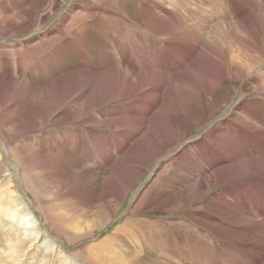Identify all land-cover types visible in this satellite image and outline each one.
Here are the masks:
<instances>
[{"label": "bare ground", "instance_id": "bare-ground-1", "mask_svg": "<svg viewBox=\"0 0 264 264\" xmlns=\"http://www.w3.org/2000/svg\"><path fill=\"white\" fill-rule=\"evenodd\" d=\"M47 1L0 0V37H14L32 27L40 32L56 9L47 10ZM109 1L116 0L89 2L95 6L92 9L105 5L103 12L71 8L54 28L26 44L0 45V114L4 113L0 133L4 143L18 153L8 149L19 180L36 199L38 211L47 208L42 195L58 188V194L82 213L78 219L95 214V202L103 221L112 214L109 223L154 163L170 156L173 151L166 152L179 141L183 144L192 130L205 129L199 144L187 146L160 164L157 182L136 195L126 219L78 257L87 264H176L179 260L264 264V75L256 66L261 57L255 43L245 41L235 30L243 29L244 21L236 18L231 38L224 35L223 40L221 35L232 24L224 22L226 26L218 24L204 31L205 26L193 20L191 0H137L138 11L129 14L147 22L143 31L139 23L118 14ZM223 4L220 0L214 10H224ZM245 18L254 22L264 18V5ZM124 37L131 42H124ZM35 41L34 47H26ZM54 41L57 47L53 48ZM91 46L94 50L89 51ZM195 53L199 58L194 59ZM205 57H209L207 62ZM94 61L101 73L93 74ZM244 66L254 69L249 73L254 86L249 82L245 86L262 95L242 106L238 102L226 121L216 125L210 121L205 127L206 116L210 114L213 121L218 113L212 107L230 74L235 84L247 77ZM112 69L121 76H115ZM89 73L91 82L77 85L79 76ZM243 94L240 91V98ZM6 130L17 133L13 140ZM243 160L252 169L245 174L241 173ZM3 161L0 149V190L5 187L0 202V264H20L30 250L37 254L40 249L43 253L35 264H75L77 255L67 254L54 241L49 244L52 240L32 211V200L19 193ZM163 177L167 178L163 193L169 199L178 194L188 195L189 201L207 197L194 209L196 213L209 210L208 220L191 213L194 222H201L198 232L187 220H178L176 231L158 243L160 256L155 260L136 261L128 255L113 262L118 256L112 258L109 252L129 246L134 238L138 246L155 245L154 236L167 230L153 221L132 218L143 202L155 205L151 192ZM66 225L53 228L75 242L89 235L72 234L68 229L81 227L79 223ZM83 230L88 232L87 227ZM209 232L216 235L212 241Z\"/></svg>", "mask_w": 264, "mask_h": 264}, {"label": "rangeland", "instance_id": "rangeland-1", "mask_svg": "<svg viewBox=\"0 0 264 264\" xmlns=\"http://www.w3.org/2000/svg\"><path fill=\"white\" fill-rule=\"evenodd\" d=\"M92 0H68L67 2L63 3V0H50L45 3V7L47 10H50L51 8H56L54 14L50 17V19L43 25V28H41L40 32L35 31V27H32L31 29H28L25 31V33L19 34L14 37L10 38H4L0 37V45H17V44H26L28 43L32 38H35V36L41 34H44L45 32L49 31L54 28L57 22L60 21V19L65 15L68 14L75 6L80 7V9H85L90 13H97L103 12L102 8H105V5H100V8L92 9V7H95L94 4H90ZM192 4L190 6V11L193 10L195 16H193V20L197 21L199 24H202V26H205L206 32H209L210 29L218 24L224 25V22H229L232 24V29H227L226 32L224 30V34L221 35L224 40V35H226V38H231L230 32L233 30L236 22V18H238L240 21H244V28L238 31V29L235 28L236 32L238 35L243 36L245 41L249 39L252 43H255V51L260 55V63L257 66V69L260 70L259 74L264 75V18L258 20V22H254L252 20L246 19L245 17L248 14L254 13L257 9V6L259 4L264 5V0H221V3H224V10L220 11V7H217L218 11H215L214 9V4L219 2L220 0H191ZM137 0H116L113 4L111 1H109L107 4L111 5L112 8L116 9L117 13L120 14H125L129 17V19L134 22V23H139V27L143 30L146 31V26L147 22L143 21L141 19L135 20L131 14H135V12L138 11V7L136 8ZM136 9H135V8ZM98 10V11H96ZM195 10V11H194ZM81 11V10H80ZM135 11V12H134ZM131 13V14H129ZM204 15V16H203ZM197 16V17H196ZM237 16V17H236ZM226 18L227 20H223V18ZM118 21H121V18L117 17ZM196 18V19H195ZM90 21H94L92 18H90ZM202 21V22H201ZM205 23V25H204ZM44 24V23H43ZM96 25L102 26V22H96ZM212 26V27H211ZM226 26V24H225ZM126 26H123L125 28ZM207 27V28H206ZM60 33V32H58ZM213 38V37H212ZM124 42H127V40L130 41L129 37H124ZM188 40H185L183 43H188ZM196 43V40L194 41ZM37 41L34 43H31V45L26 46V47H34ZM53 48L57 47V43L54 41L52 42ZM225 46L229 44L228 41L224 42ZM125 45L123 48L125 49ZM223 46V43H222ZM94 50V46H91L89 51ZM130 51V50H129ZM0 52H3V49L0 48ZM257 55V56H258ZM199 58V55L195 53L194 59ZM205 62L209 60V57H205ZM182 61H185L184 58ZM92 65V72L94 73H101L100 68L96 65L97 63H93ZM177 66V64H176ZM246 72H247V77L243 78V81L241 83H234V76L230 74V78L228 82L225 85V90L219 91V94L217 95V98L213 104L212 107V112L213 111H218V113L214 116L213 121L210 119V114L209 116H206L205 120V127H209L211 124L210 121L212 122V125H216L218 123H222L226 121V118L234 111L236 108V104L238 103L240 106H242L243 102H245L248 99L258 97L262 95L261 93L259 94L257 90L251 89L249 87H246L245 84L249 82L250 85L254 86V83L251 82V78L249 76V73L254 71V69H250L246 66H244ZM6 72H8L9 68H6ZM161 69H166V66L161 67ZM112 71L115 76H121L117 70H110ZM45 75H48L47 72L44 73ZM87 77H82L79 76L80 81L77 85H82V84H87L91 82L92 74L89 73ZM233 87H237L238 90L235 92ZM146 90V88H145ZM13 91V89H12ZM240 91H244L243 96H239ZM234 93V95H233ZM7 95H5L6 97ZM232 96V98L230 97ZM4 97V98H5ZM3 111L0 114L2 117L0 121L3 119ZM1 123V122H0ZM216 123V124H215ZM8 136L10 138L17 135L15 131L8 132L6 130ZM206 130H202L199 128L192 130L191 133L186 137L183 142V144H179L177 142L175 146L168 152L170 153L173 151V153L170 156L163 157L162 160L159 161V163H154L150 169L145 173L144 177L140 182L137 183L135 189L130 192V195L126 198L125 203L122 207H120L117 210L116 215L110 219V222L108 223L109 217H111V213H108L107 217L105 218V221L102 220L101 218V213L100 211L97 212L95 211L94 207L96 206V203L94 202L92 204L93 206V211L95 214H91L90 212H87L91 215L87 216L86 218H81L78 219L77 217L80 216L82 213L78 212L74 208V203L68 202V199L62 198L58 194V188H54L50 190L48 193H44L42 196L46 200L47 208L46 211H38L39 205L36 201V199L32 196H30L28 189H26L25 185L23 184L22 180H19V176L17 173V167L15 164L12 163L11 157H9L8 149L11 151L12 154L18 155V153L15 152V147L8 146L4 142L6 139L4 138V135L0 133V149L2 151V157L4 158L3 163L5 164L7 168V173L11 174V177H14L17 189L19 190V193L23 195L26 199H31L32 200V211L36 212L35 214L39 218V223L42 225V230L45 232V234L48 236L49 240H52L49 242V244H53L52 242L54 241L55 243H58L60 245V248L67 254L69 253L70 255L74 256L77 255V261L75 264H87L86 261L84 260L83 257H78V253L82 250V253L85 254L88 247L92 245V243H98L106 237L110 235L112 231H114L117 226H119L129 215L131 212L133 203L135 202L136 195L138 197L148 190L150 186H153L157 180L158 176H156V172L159 170V166L161 163H164L165 161L172 159L173 156L176 157V154L184 150L189 145H192L193 143H198L201 142L202 136ZM178 146V147H177ZM10 153V155H11ZM264 153V152H263ZM22 163V162H21ZM252 170L246 163V160L242 161L241 164V173L245 174L246 172H249ZM222 174L227 177L228 172L224 171ZM165 179L167 180L166 177H163L162 182H160L155 188L153 187L154 190H152V200L155 201V205H152L150 200L146 202H143L142 205L139 207V212L137 214H134L132 218L138 219V220H149L153 221L158 225H161L164 227L163 229L167 230H161L157 235L154 236V242L155 245H152L151 242L147 243V246L142 247L137 245L138 238H134L132 241H130L129 246L121 245V248L117 249L115 252H109L108 255L110 257H115L118 256V258H113V262L117 263L118 261L126 258L128 255H131L134 260L139 261H148V259L155 260L159 256L158 254V249L157 247L159 246L158 243L161 242V240L166 239L169 234H173L176 231V226H178L179 222L181 221L180 219L187 220L191 224H193V229L194 232H198V228H200L201 222H194V218L191 216V213L195 215L197 218H202L204 221L208 220V213L209 210H197L198 213L195 212L196 207H200L199 203H205V199L207 197L202 198L200 200H194V201H189L188 200V195L184 194H178L177 198L169 199L170 197H167L165 193H163L164 190V184H165ZM162 186V187H160ZM4 188L0 190V202L3 200L4 197ZM95 190V189H94ZM135 194H134V193ZM162 195V196H161ZM159 196H161L163 199L158 201ZM131 197V198H130ZM247 200V199H246ZM255 200V199H254ZM261 203V202H260ZM153 206V210L151 211L150 209ZM173 210V211H172ZM47 213V214H46ZM215 214V213H214ZM95 216V217H94ZM51 218L56 219V221L51 222ZM93 219V222H92ZM173 219H177L175 221H172ZM180 220V221H178ZM202 220V221H203ZM107 222L108 224L103 227L104 223ZM69 224L75 226V224L79 223L81 227H76L74 229L68 228L72 234H77L81 236H85L87 233L88 237L85 239H82L78 242L73 241V239L70 237V235L64 234L60 230H56L53 228V226H57V224ZM170 223L172 225H170ZM66 225V226H69ZM170 225V226H169ZM174 225V226H173ZM87 227L88 232H85L83 230L84 228ZM67 228V227H66ZM101 228V229H100ZM203 228V227H202ZM17 227H14L11 229V231L17 230ZM205 229V228H204ZM209 232L208 234L210 235L208 240L212 241L215 239L216 235H212V233ZM61 234V235H60ZM200 235V233H195ZM72 237L74 235H71ZM166 236V237H165ZM50 237V238H49ZM47 245V244H46ZM58 245V246H59ZM35 248V247H34ZM146 248V250H145ZM123 250V251H122ZM43 253V250L40 249V252L36 254L34 250H30V253L23 258V261L20 264H35L36 259L39 258V256ZM120 254V255H118ZM64 255V254H63ZM34 257V258H33ZM75 257V256H74ZM259 257V256H258ZM257 257V259H258ZM163 258V257H160ZM164 259V258H163ZM40 261V258H39ZM173 261V260H172ZM85 262V263H84ZM174 262V261H173ZM176 264H187L188 262H182V260H179L178 262H175ZM256 263L260 264V261H257ZM37 264H40L37 263ZM140 264H149L146 262H140Z\"/></svg>", "mask_w": 264, "mask_h": 264}]
</instances>
